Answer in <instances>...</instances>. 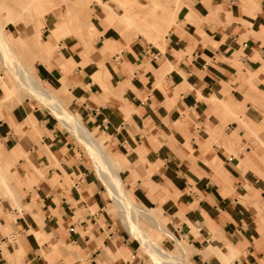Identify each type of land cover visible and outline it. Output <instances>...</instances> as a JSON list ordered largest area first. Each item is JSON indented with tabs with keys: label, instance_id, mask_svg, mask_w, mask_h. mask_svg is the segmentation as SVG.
<instances>
[{
	"label": "crops",
	"instance_id": "0c3cea01",
	"mask_svg": "<svg viewBox=\"0 0 264 264\" xmlns=\"http://www.w3.org/2000/svg\"><path fill=\"white\" fill-rule=\"evenodd\" d=\"M178 3L154 40L98 3L87 45L39 17L31 71L157 216L159 244L186 264H264V0ZM119 213L74 130L0 71V264H155Z\"/></svg>",
	"mask_w": 264,
	"mask_h": 264
},
{
	"label": "bare ground",
	"instance_id": "6f19581e",
	"mask_svg": "<svg viewBox=\"0 0 264 264\" xmlns=\"http://www.w3.org/2000/svg\"><path fill=\"white\" fill-rule=\"evenodd\" d=\"M71 1V0H66ZM92 0H76V9H81V3H84L89 10V13H93L92 8L89 9ZM101 2V0H96ZM57 0H0V12L4 15L6 20L16 21L19 18L25 20L27 17L31 16L34 18L36 16L44 17V14L52 11L54 9ZM172 9H178L179 3L175 1L172 4H168ZM121 6L122 11H117L113 6H108L107 17L113 18L119 21H123L126 25H134L137 27L138 31H142L145 27L138 19L137 10L135 6H131L128 9ZM153 9V8H152ZM33 10V12H31ZM30 11V13H29ZM173 11V10H172ZM51 14V13H50ZM136 14V15H135ZM67 20H63V27H68L71 23L77 25V27L83 28L81 35L85 41L91 39L89 36V30L87 32V27L94 26L92 22L88 20L79 19L74 14L71 7H67L66 11ZM133 15V16H132ZM146 16V15H145ZM142 18V17H141ZM140 18V19H141ZM158 19V18H157ZM162 19V18H160ZM20 21V20H18ZM32 23L34 21H31ZM41 22L38 20L37 23ZM31 23V24H32ZM31 24L27 25L26 28H20V37L23 39V44L29 45L30 42L34 45H38V39L36 38L34 29ZM91 29V27H88ZM5 28L2 27V22H0V62L1 64L11 72L17 84L28 94H31L39 100H42L48 106L52 107L56 114L61 116V119L75 132V136L78 140L86 146V149L94 160L98 174L104 180L109 192L113 197L117 208L119 209V214L121 215L123 222L129 228L136 237L139 238L144 248L151 254L157 264H186L183 257H179L176 253H173L163 246H161L151 235L144 229V223L137 219V215H142L148 222L152 224H157L158 218L148 213L146 209L132 203L124 194V187L122 180L118 177V169L114 165L113 161L109 158L107 151L104 150L102 143H100L95 136L90 132V130L81 122V120L71 114L68 110L60 108L58 100L55 98L53 92L45 87L36 77H34L30 70V62H25L21 60L16 52L13 45L14 40H9ZM57 26L51 28V36H55L58 32ZM6 30V29H5ZM18 32V31H17ZM17 37V36H16ZM24 45V46H25ZM42 51L41 45L36 47V50L31 51L29 59L35 58V52L37 50ZM85 62V61H84ZM13 94L15 92L11 91ZM58 102V103H57ZM62 106V105H61ZM68 118V119H67Z\"/></svg>",
	"mask_w": 264,
	"mask_h": 264
},
{
	"label": "rangeland",
	"instance_id": "374dc122",
	"mask_svg": "<svg viewBox=\"0 0 264 264\" xmlns=\"http://www.w3.org/2000/svg\"><path fill=\"white\" fill-rule=\"evenodd\" d=\"M75 1L76 0H71V1L67 2L66 0H57V4H55L54 9H52V11L44 14V16H49V17L56 16L55 17V20H56L55 23L49 29V36H51V32H50L51 28H53L54 26H57V28H59V29H58V32L56 33V35L54 36L55 38H60L63 34H65L67 32H72L73 34H75L76 36L79 37V39H80L79 41H81L83 44L90 42L98 34L97 27H95L96 25H95L93 18L94 17L96 18L99 15L92 7V6H94V3H98L103 7V9L105 11L104 19L109 20L110 22H112L114 20L116 21V19L108 18L106 15L107 11H108V6L111 5L110 1H112V0H109V1L101 0V2H97L96 0H92L91 1L92 6L91 5L89 6V9L92 8V10H93L92 15H91V13H89V15H88L89 10L87 9V6L84 3H81V9L82 10L78 11V9H76L77 6H76ZM84 1H87V0H84ZM114 1L123 7H126V5H128L129 6L128 9L131 6H135L134 8H135V10H137L138 19L144 25L145 28L142 31H138L137 27H135L134 25H131L132 27H130L129 25H126L123 21L117 20L116 22H118V24L121 23L123 28H125V30H127L128 32H132V34L139 32V33L143 34V36H147V37L154 40L155 39V38H153L154 35L155 36L156 35H158V36L162 35L165 32V30L167 29V27H169L172 24V22L174 21L173 19H174V16L176 14L177 9H175V10L172 9V7H169L168 4L169 3L172 4L178 0H114ZM67 7L72 8L73 13L78 15V16H76L77 18L83 19V20H88L89 22H92V24L94 25V26H90V25L88 26V27H91V29H89L87 27V32L89 30L88 33H89V36H91V39L88 40L87 42L85 41L86 39H84L81 35L83 28H81L79 26L77 27L76 23H75V25L71 23L68 27L61 26L62 25L61 21L67 20V17L65 15L66 11H67ZM31 12H33V10H31ZM29 13H30V11H29ZM39 17L40 16H36L34 18H31V16H29L25 20H23L22 18H19L18 20H20V21H18V20L11 21V20H6L4 15L0 12V22H2V27L6 29V30L4 29V31L6 32L8 39L14 40L13 45L15 47V52H16L17 56L25 62H30L31 65H32V62L34 60V59H29V57L31 55V51L36 50V47H38V45H41L42 51L40 49V50H37L36 52L41 53V52H44L46 50L45 49V42L46 41H44L45 39L43 40L41 38V36H44L43 34H45V32H47V31H42V23L41 22H39V23H34V22L32 23L31 22V21H37ZM160 18H162V19H160ZM29 24H31V27L34 29L36 38L39 41L38 45H34L31 42L29 45H25L22 42L23 39L20 37V31H21L20 28L21 27L26 28L27 25H29ZM16 25H18V33L15 35H12L11 33H13V34L16 33V28H15ZM9 31H10V33H9ZM133 31H134V33H133ZM31 65L29 66V70H30L31 74L33 75V72L31 71ZM0 71H3V74H5V76H7L9 79H11L12 81H14L17 84V82L15 81L11 72L8 71L7 69H5V67L1 64V62H0ZM10 89H9V95L7 94V97L8 96L10 97L12 95H17V94H13L11 92V91H14L11 86H10ZM118 177L120 178L119 175H118ZM137 219L138 220L140 219V221L144 223L143 227L151 235V237H153V234L156 236L157 232L159 231V230L154 229V227L156 225L153 227L152 223L148 222L145 218L142 217V215H139V214L137 215ZM163 236H165V235L162 234L161 237H163ZM171 252L175 253V251H171ZM176 254H177V252H176ZM183 260L185 261V258H183ZM154 262H155V264H157V262L155 260H154Z\"/></svg>",
	"mask_w": 264,
	"mask_h": 264
}]
</instances>
